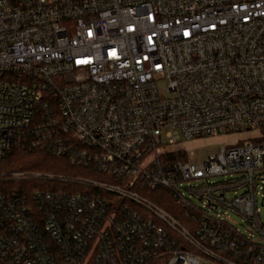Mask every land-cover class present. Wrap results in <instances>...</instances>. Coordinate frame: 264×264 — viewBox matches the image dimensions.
<instances>
[{"label":"built area","instance_id":"obj_1","mask_svg":"<svg viewBox=\"0 0 264 264\" xmlns=\"http://www.w3.org/2000/svg\"><path fill=\"white\" fill-rule=\"evenodd\" d=\"M15 149L62 164L0 173L41 184L0 191L2 264H264V0H0V163Z\"/></svg>","mask_w":264,"mask_h":264},{"label":"rangeland","instance_id":"obj_2","mask_svg":"<svg viewBox=\"0 0 264 264\" xmlns=\"http://www.w3.org/2000/svg\"><path fill=\"white\" fill-rule=\"evenodd\" d=\"M159 87L161 89L165 88V82H160ZM247 138H258V134L255 132H247V133H225L218 134L212 136H204L199 137L197 139H193L190 141L181 142L180 148L184 150L187 155H191L190 159L194 163L201 164L209 155L217 153L223 147H231L237 142L241 140H245ZM62 162H58L57 165H61ZM7 171L0 170V173H4ZM221 179V178H220ZM219 179V180H220ZM25 186H20L17 183H4L0 182V190L6 189H25V190H33L39 188V186H33L27 188L29 183L24 184ZM194 204L200 205V203L191 199ZM226 217L229 219V222L232 224L234 228H236L243 235L247 236L249 233V226L242 220L241 217L231 213L226 212ZM261 218H264V208H261ZM162 264V263H157Z\"/></svg>","mask_w":264,"mask_h":264},{"label":"trees","instance_id":"obj_3","mask_svg":"<svg viewBox=\"0 0 264 264\" xmlns=\"http://www.w3.org/2000/svg\"><path fill=\"white\" fill-rule=\"evenodd\" d=\"M61 160H57L51 155H49L44 150H34L31 152H26L22 150H12L11 153L8 154L7 158L0 163V170L4 171H44V172H56L58 170L57 165ZM2 183V182H1ZM7 183H17L20 186H25L27 183L18 182H7ZM28 186H41L39 183H30ZM64 187H62L63 189ZM2 191V189L0 190ZM157 196L162 197H154L153 195H149L159 206L171 212L178 218H183L182 212L183 210L177 205V203L169 196V193L166 190H159L155 193ZM0 264H2L0 262Z\"/></svg>","mask_w":264,"mask_h":264}]
</instances>
